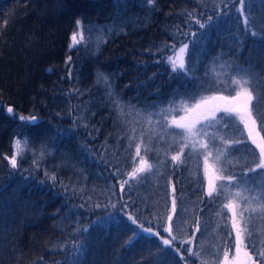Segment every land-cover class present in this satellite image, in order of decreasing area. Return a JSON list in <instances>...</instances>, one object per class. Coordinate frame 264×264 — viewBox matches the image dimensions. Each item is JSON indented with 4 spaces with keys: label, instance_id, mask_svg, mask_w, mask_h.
<instances>
[{
    "label": "trees",
    "instance_id": "trees-1",
    "mask_svg": "<svg viewBox=\"0 0 264 264\" xmlns=\"http://www.w3.org/2000/svg\"><path fill=\"white\" fill-rule=\"evenodd\" d=\"M223 3L224 0H154L149 6L146 0H0V264H71V245L78 240L85 243L78 264H136L141 256L147 257L144 264H154V260L159 264H183L174 250L161 252L157 248L158 238L151 242L142 240L129 251L122 245L130 232L121 233L117 238L114 229L111 234L102 228H94L84 235L75 231L88 226L89 217L96 220L106 215L102 208L81 209L82 203L117 202L119 181L127 179V173L136 166L132 158L135 144L141 142V133L145 141L141 154H146L145 147L151 149L147 157L154 168L153 172L130 182L127 189L131 193L130 203L136 204L133 214H138L146 227L151 226L167 237L163 229L168 226L171 209L168 179L172 176L177 189V213L172 222L175 246L182 247L180 242L191 237L197 214L202 213L201 231L192 243L182 247V252L186 257L188 248L199 253L189 258V264H221L225 251L232 249L224 247L231 213L222 205L228 198L244 204L245 201L235 196L236 191H241L252 207L264 202L251 199L261 191L256 185L257 177L248 178L252 185L248 191L225 182V196L211 204L202 203L200 196L207 185L204 153L199 151L203 140L194 138L196 149H186L182 157L184 164L174 172L171 155L179 151L181 141L174 134L179 130L166 131L164 115L156 114L165 109L171 121L173 116L184 112V103L191 105L215 93H235L228 87L231 77L237 75L235 67L228 66L232 61L252 68L253 87L264 91L261 55L264 40L244 39L243 31H238L237 25L242 29L243 19H235L239 0H229L232 15L228 22L210 29L207 54L201 56L198 45L193 49L195 76L203 78L207 72L205 83L219 80L223 88L216 87L186 101L182 97L185 89L181 81L169 78L171 65L166 63V58L172 51L166 48L178 29L187 30L184 24L187 13L211 15ZM245 7H250L247 13L250 28L264 33V0H251ZM80 17L86 25L110 26L113 30L85 32V41L69 51L67 46L75 20ZM198 27L193 24L191 30ZM238 37L244 39V47L237 56ZM221 52L226 55L213 65L211 57ZM69 55L72 64L66 66L64 62ZM157 60L161 63H155ZM69 67L74 69L71 80L67 78ZM98 72L109 76L112 95ZM177 87L180 94L174 96ZM73 88L80 89L83 95H69ZM117 102L121 108L115 106ZM9 106L17 113L15 120L7 115ZM259 107L264 111V103ZM30 114L43 121L39 134L25 129L17 135L19 115ZM77 117H80L78 126L73 129V120ZM231 123L247 136L238 117H233ZM57 128L73 129V132L69 136L58 135ZM133 129L136 139L130 143L128 137L133 135ZM219 135L225 139L240 138L231 132L219 133L216 144L221 149ZM25 136L31 137L36 147L49 142L51 155L44 158L39 170L34 169V157L28 150L19 163V170L11 169L8 160L2 159L11 156L15 140H21L23 146ZM248 144L255 147L250 141ZM89 148L96 153L95 158L87 151ZM100 153L104 155L101 157ZM217 155L220 153L214 151L209 160L217 175H230L233 170L239 173L243 167H254L260 162L258 149L254 162L251 156L246 160L243 152H225L217 163ZM104 161L120 168L118 179L110 176L114 169H108ZM45 169L49 176L57 175L68 186L67 194L59 186L56 195L49 191L50 180L43 186L40 184L46 180ZM243 180L241 177L242 183ZM57 209L59 214H55ZM221 211L227 213L224 219L218 215ZM245 215L251 216L246 225L252 233L251 242L258 249L264 247V213ZM241 226H245L244 222ZM248 249L252 254V249Z\"/></svg>",
    "mask_w": 264,
    "mask_h": 264
},
{
    "label": "snow or ice",
    "instance_id": "snow-or-ice-1",
    "mask_svg": "<svg viewBox=\"0 0 264 264\" xmlns=\"http://www.w3.org/2000/svg\"><path fill=\"white\" fill-rule=\"evenodd\" d=\"M149 6L154 4V0H146ZM251 0H239L240 7L236 9L238 15L235 17L237 21L242 19V29L237 25L238 31L242 30L244 33V39L251 37L253 39L264 40V33L258 32L250 28V16L247 14L250 11V7L246 8V5H250ZM207 15V19L204 20L203 17ZM232 15V6L229 0H224L222 7H217L213 10V14L208 15L206 12H189L187 13V18L184 24L188 26L187 30H177L176 35L172 37V43L167 46L166 50H171L173 55H169L166 58V63H170L171 71L168 73L170 80H179L184 86V93L182 97L186 101L194 100L195 97L205 91H212L216 87L223 88L221 81H211L207 84L208 73H205V77L199 78L195 76V71L197 66L193 63V49L195 46H199L200 55L203 56L207 54L206 42L210 39V29L212 27H219V25L228 22V17ZM7 24V21H5ZM198 25V29L195 31L191 30V25ZM104 28H107L109 32L113 30L110 26L98 27L95 25L89 26L84 23V18L80 17L75 20V29L72 31L70 36V43L68 44L69 51L75 50L76 46L85 41V32L98 31L103 32ZM244 39L238 37L237 43L239 47L236 49V55L240 53V49L244 47ZM187 41V42H183ZM177 44L180 46L177 48ZM161 51V50H158ZM210 55V54H209ZM225 53H218L216 57H211L213 65L216 61H219ZM252 53L250 51L249 56ZM264 57V54H261ZM65 65L69 66L72 64V57L69 55L65 60ZM155 63L159 64L161 61L157 60ZM229 68L233 66L236 69L237 75L231 77V84L228 85L230 89L235 90V95H219L203 97L197 100L194 104L188 105L184 103L185 115L179 116L177 119L175 116L172 117L171 121H168L166 112L167 110L161 109L160 113L156 115H164L165 120V130H179L175 131L174 134L180 139L179 151L171 155L172 170L175 172L176 169L180 168L184 164L182 157L186 155V149L192 148L196 149L197 141L194 138H200L203 140L199 143V151L204 153V175L207 180V185L203 189V195L200 196V201L202 203L211 204L213 201H218L221 197L225 196L226 187L225 182L228 185L237 186L239 185L248 191L252 185L249 182V177L256 176V185L261 189V191L253 196L251 199L264 201V136L261 135L264 132V111L260 110V104L264 103V91L258 90L253 87V69L250 67H243L240 64L232 61L229 63ZM223 67V65H221ZM52 71V69H48ZM74 69L69 67L67 78H73ZM99 79H101L106 85H109V94L112 95L110 88L109 76L104 75L101 72L97 73ZM155 75V74H154ZM152 79V78H149ZM191 85V89H189ZM75 93L83 92L80 89H70L69 95ZM180 94V89L177 87L174 90V96ZM212 101H220L222 103H211ZM174 103V100L170 102ZM117 108H121L122 105L119 102L115 105ZM155 105H153L154 107ZM175 111V108L171 109ZM71 111V110H70ZM7 115L15 120L17 118V113L14 108L9 106L7 108ZM57 115H61L57 113ZM190 117H194L191 118ZM233 117H238L240 123L244 125V130L247 132V136L244 137V133L234 124L231 123ZM77 117L73 120V129L77 127ZM43 121L35 114L30 115H19L18 117V131L17 135L24 133L25 129H32L38 135L41 129ZM86 127V125H85ZM73 129H59L57 128V134L63 136H69L72 134ZM133 135L129 136V142H134L136 139L135 129L132 130ZM231 132L234 135H238L240 138L235 139H225L223 135H219V139L223 143V149L219 148L216 144V140L219 133ZM155 135V133H153ZM160 139H164L163 136ZM251 142L249 146L248 142ZM191 142V143H190ZM48 141L41 143L38 147L34 146V142L31 137L25 136L23 140V146L21 140L17 139L14 141L13 147L14 151L11 156L2 157V159H7L8 163L13 170H19V163L26 157V150L31 151L34 157L33 167L35 170H39L41 163L44 158L51 155V150L48 147ZM142 144H145L143 140V133H141V142L135 144V155L133 156V162L136 164L130 172L127 173V179L120 180L118 187L120 190L119 199L116 203L109 202L108 204L97 203L91 205L90 203H82L79 207L81 209L90 210L91 208L103 209L106 215L98 216L96 220H91L86 227H78L75 229L77 233L81 235L90 233L94 228H102L105 232L111 234L114 229L117 233V238L119 234L124 232H130L131 235L127 236V239L123 241L122 248L129 251L133 250L137 244L142 240L151 242L152 240L158 238L159 243L157 248L163 252H173L179 256V260L183 261V264H189V258L194 255H199L193 251L192 248H188V257H186L182 252V247L193 242L196 234L201 231L200 216L202 213L197 214V219L195 221V230L192 232L191 237L187 241H181L182 247H176L174 241L176 237L173 235L172 222L174 219V214L177 213V197H176V187L173 183V177L169 176L168 183L171 191V209L167 216L168 226L163 229V232L167 233V237L161 235L160 231H157L151 226H145V222L139 219L138 214L134 215L132 209L136 207L135 202H131V193L127 191L130 182L132 180L138 179L143 174H148L153 172V164L149 162L147 153L151 151L150 148L145 147V155H142ZM259 150V163H255L254 167H243V169L236 173L233 170V174L230 175H216L213 170L214 165L209 164L210 158L213 157V153L219 152L220 155L215 157L217 163L220 162V156L225 152H243L245 159L251 156L253 162L255 161L256 150ZM91 153L92 157L95 158L96 153L92 149H87ZM38 153V154H37ZM104 154L100 153L102 157ZM108 169H114L110 172V176L113 179H118L120 176V168L114 167L108 161H104ZM239 163V160H237ZM12 174V173H10ZM46 180L40 181L43 186L48 180L51 181L49 186V191L54 195L57 194L58 186L63 189L65 194L68 192V186L64 184L62 180H59L57 175L52 174L49 176L47 169L44 170ZM258 174V175H257ZM241 177L244 178L243 183ZM116 185H113L115 188ZM115 194V193H113ZM235 196L239 198L240 201H245L244 204L237 203L231 198H228V202L222 205V208L227 209L231 213L230 218V229L227 230V235L224 238L225 249H230L233 246L237 254L240 253L242 248L252 249V254L250 255L245 251V256L248 258L250 264H264V247L257 248L255 244L251 242L252 233L247 228V223L251 219L249 215L246 218V213H257L258 211L264 213V202H258L255 207L251 206V203L247 202V198L242 195L241 191H236ZM89 197V201H90ZM108 208L113 209V211L108 212ZM59 209L55 214H59ZM218 215L224 219L227 213L218 212ZM241 222H244L245 226H241ZM148 224L151 221L147 222ZM225 228H228V220H224ZM76 238L74 237V240ZM87 239V236H85ZM85 247L84 240H78L71 245L70 262L71 264H78V257L83 253ZM61 248H65L64 245ZM225 264H227L228 251L225 253ZM253 256L255 258H253ZM147 257L141 256L136 264H144ZM154 264H159L158 260H154Z\"/></svg>",
    "mask_w": 264,
    "mask_h": 264
},
{
    "label": "rangeland",
    "instance_id": "rangeland-1",
    "mask_svg": "<svg viewBox=\"0 0 264 264\" xmlns=\"http://www.w3.org/2000/svg\"><path fill=\"white\" fill-rule=\"evenodd\" d=\"M180 45L177 46V48L179 47ZM171 55H173V52L171 53ZM219 95H224V96H227V94H223V93H215V94H212V95H209L207 97H210V96H219ZM230 95H235V93L233 94H230ZM211 103H222L220 101H212ZM185 115V112L181 113L180 115L178 116H175L177 119H179V116H183ZM191 118H194V117H190ZM209 164L212 165L209 161ZM213 170L215 171V169L213 168ZM216 174V172H215ZM217 175V174H216ZM207 182V180H206ZM245 251H247L250 255H251V252L248 248H242L240 253L237 254L236 251H235V247L233 246L231 251L229 250L228 251V256H227V264H250V262L248 261V258L245 256ZM225 255H223L222 259H221V264H225Z\"/></svg>",
    "mask_w": 264,
    "mask_h": 264
}]
</instances>
